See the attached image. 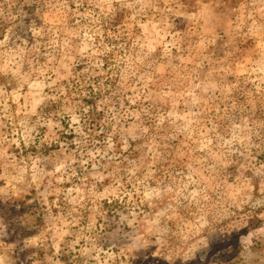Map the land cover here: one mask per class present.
<instances>
[{
	"label": "rangeland",
	"instance_id": "374dc122",
	"mask_svg": "<svg viewBox=\"0 0 264 264\" xmlns=\"http://www.w3.org/2000/svg\"><path fill=\"white\" fill-rule=\"evenodd\" d=\"M0 264H264V0H0Z\"/></svg>",
	"mask_w": 264,
	"mask_h": 264
}]
</instances>
